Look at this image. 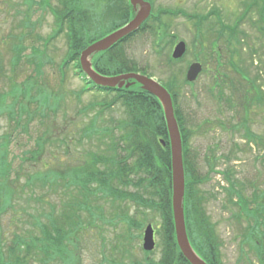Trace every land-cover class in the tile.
I'll list each match as a JSON object with an SVG mask.
<instances>
[{"label":"rangeland","instance_id":"374dc122","mask_svg":"<svg viewBox=\"0 0 264 264\" xmlns=\"http://www.w3.org/2000/svg\"><path fill=\"white\" fill-rule=\"evenodd\" d=\"M149 1L153 4L151 16L159 17L160 23L152 18L147 19L145 28L120 48L123 58L133 65L132 68L149 73L166 88L169 85L179 93L178 114L185 121V126L193 131L190 149L200 174L203 175L207 170L205 157L214 152L218 158L215 170L232 168L234 179L244 188L247 196L257 190L264 191L263 149L255 147L252 141L248 142L244 126L241 125L247 118L246 129L249 133L264 140V51L262 43L255 38L256 27L251 26L253 31L247 30L246 35L243 33L238 38V54L234 57L236 63L230 54L224 63L226 69L222 70L227 77L212 78L210 72L202 70L189 85L184 83L188 65L199 61L202 66L207 67L206 52L203 50L202 54L199 49L200 41L210 39L212 35H201L200 30V36L196 39L194 22H188L180 14L176 17L162 13L167 10H183L204 14L218 6L228 15L225 19L231 21L232 15L229 13L232 8L238 3L241 10L248 0ZM50 2L53 6L57 3L56 0ZM28 6L26 0H0V134H10L6 150L11 162L12 177H17L15 183L19 185V189L23 185L22 192L25 193L0 212V226L6 232L8 240L3 248L12 242V233L25 235L23 229L30 230L32 227L31 218L26 219L25 211L34 214L35 210L49 211L51 205H56L54 211L57 213L60 203L62 209H66L64 204L73 202L78 197L72 189L61 186L58 183L61 180L56 183L53 180L43 186L38 180L28 185L26 180L81 163L86 153L97 147L95 139L87 138L83 130L90 124L106 127L126 117L121 105L103 110L91 107L93 100H99L103 96L94 91L81 93L83 81L75 75L72 65L64 72V77L61 76L57 65L61 63L67 50L64 37L56 38L45 48L41 38L51 33L54 27L53 15L44 5H34L32 9ZM86 7L91 9L92 4L86 3ZM252 20L260 22L257 13ZM159 27L176 37L166 39L165 33L164 36L160 33L161 29H157ZM200 29L203 30V27ZM212 30L211 27L209 31ZM21 35H24L22 42L27 46L26 55L13 68L11 46L19 41L17 37H22ZM180 42H184L186 54L181 63L172 64L173 51ZM38 62L42 66L39 76L35 72ZM234 70L236 71L232 73ZM28 77L36 85L26 98L23 88ZM13 82L15 86L11 85ZM232 84L240 88L233 90ZM250 85L257 88V97L253 95L254 92L249 94L253 89ZM38 88L42 89L41 93ZM246 100L249 105H245ZM13 104L15 110L12 109ZM22 104H26L27 114L20 119L18 108ZM12 110L16 115L13 120L9 115ZM210 178L201 185V189L208 194L203 207L221 241L223 264H260V252L246 240V226L250 224H240L236 217H232L236 208L226 201V181L220 173H213ZM99 204L103 209L99 213L102 216L98 219L90 220L88 215L83 214L86 222L78 241L74 243V256H77L78 264L143 262L144 228L141 230L138 225L129 227L120 217L112 220L114 214L111 215L112 208L109 204L103 201ZM129 216L141 222L133 205L129 208ZM148 218L151 219L148 224L154 228L156 242L151 257L158 260L161 238L156 233V228H159L160 220L156 214L149 215ZM52 264L64 263L55 259Z\"/></svg>","mask_w":264,"mask_h":264},{"label":"trees","instance_id":"16d2710c","mask_svg":"<svg viewBox=\"0 0 264 264\" xmlns=\"http://www.w3.org/2000/svg\"><path fill=\"white\" fill-rule=\"evenodd\" d=\"M26 1L29 3L28 8L44 5L53 15L54 27L51 33L41 38L45 48L56 38L64 37L67 50L61 63L57 65L61 76L64 77V72L66 73L69 65H72L75 75L83 81L80 92L94 91L97 95L103 96L99 100H93L91 107L103 110L121 105L126 117L106 127L90 124L83 130L87 138L95 139L97 147L87 152L81 163L70 165L64 170L32 176L26 180L28 185L38 180L42 186L53 180L55 181L53 183L61 180L58 183L69 190L72 189L78 197L73 202H66L64 204L66 209H62V203L58 204L60 208L57 213L54 211L56 205H51L52 211L35 210L34 214L25 211L26 219L31 218L32 227L30 230L23 229L25 235L12 233L13 240L6 248H3L4 243L8 241L6 232L4 233L0 226V264H52L55 259L61 260L64 264H78L77 256H74V243L78 241L87 215L90 220L102 216L99 214L103 209L100 201L108 203L112 208L111 215L114 214L112 220L114 217H120V220L126 221L129 227L138 225L142 230L151 222L149 215L158 216L160 222L156 233L161 238L160 258L155 260L151 257L152 251L143 250L145 255L143 262L135 264H190L181 254L175 238L171 206L170 148L161 103L150 92L144 91L138 83L128 88L94 84L82 72L79 62L81 52L88 45L123 26L132 18L129 0H56L54 6L51 5V0ZM86 3L92 4L91 9L86 7ZM259 17H262L259 23L252 20L250 25L256 27L255 38L262 43L264 51V15ZM150 18L160 23L159 17ZM144 24L140 31L145 28ZM194 25L196 28L194 36L198 39L201 30L199 21H195ZM157 29H161L162 35L165 33L166 39L172 38L171 34L165 32V28ZM21 36L17 37L19 41L11 46L13 68L26 55L27 46L22 42L24 35ZM134 36H129L109 49L95 54L91 62L96 73L113 76L117 73L139 72L123 58L120 50L124 43ZM254 51L260 55L255 48ZM36 65L35 72L39 76L42 66L40 62ZM29 77L23 88L27 94L26 98L36 85ZM184 83L189 84L186 79ZM11 85L15 86V82ZM167 88L172 95L183 142L185 172L183 210L187 235L193 249L208 264H223L221 241L218 240L213 224L203 207L208 194L201 189V185L208 182L213 173H220L226 181L224 188L226 201L236 208L232 217H236L240 224L243 222L250 224L246 226L248 233L246 240L260 252V264H264V191L257 190L251 196H247L244 188L234 179L232 168H226L224 171L215 170L218 158L214 152L205 157L206 172L203 175L198 172L190 149L193 131L185 126V121L178 114L179 93L169 85ZM234 88L238 87L232 84V89L235 90ZM252 88L249 94L254 92L253 95L257 97L258 93L255 92L257 88ZM38 89L39 92L42 91L41 88ZM245 105H249L248 100ZM12 107L15 110V104ZM26 108V104L18 108L20 119L27 114ZM14 110L9 114L11 120L16 118ZM241 125L244 126L248 142L252 141L255 147L262 148L264 154L262 145L264 140L249 133L246 129L247 118ZM9 138L10 134H0V212L25 194L22 192L23 185L19 189V185L15 183L17 177H12L11 162L6 150ZM160 140L165 142V146ZM131 205L140 215L141 222L129 216Z\"/></svg>","mask_w":264,"mask_h":264},{"label":"water","instance_id":"95a60500","mask_svg":"<svg viewBox=\"0 0 264 264\" xmlns=\"http://www.w3.org/2000/svg\"><path fill=\"white\" fill-rule=\"evenodd\" d=\"M132 7L133 16L128 22L113 32L107 34L101 39L88 45L80 55V64L83 72L87 74L94 83L116 88H128L131 85L138 83L141 88L150 92L155 96L163 109V117L166 124L168 143L170 148V169H171V206L173 213V222L175 230V238L177 246L181 254L190 264H208L204 261L193 249L186 232L185 217L183 210V200L185 193V172L183 166V150L182 139L179 125L175 116L174 106L170 92L153 77L147 75L128 72L117 74L114 76H103L92 68V57L102 51H105L118 43L119 41L127 38L128 36L136 33L142 23L149 17L151 12V5L145 0H129ZM185 52L184 42L176 45L173 51V58L179 59ZM199 63H193L188 70L186 79L190 82L197 78L201 71ZM165 146V142L160 140ZM142 247L145 251H151L155 246L154 230L151 224H147L143 231Z\"/></svg>","mask_w":264,"mask_h":264},{"label":"flooded vegetation","instance_id":"af4514ba","mask_svg":"<svg viewBox=\"0 0 264 264\" xmlns=\"http://www.w3.org/2000/svg\"><path fill=\"white\" fill-rule=\"evenodd\" d=\"M145 1H148L153 8V4L149 0ZM243 5L244 6L241 10L238 3L234 8H232L229 13V15H232L231 21L225 19V17L228 15H226L222 7L218 6H216L214 9H210L208 12L206 11L204 14L189 13L188 11L186 12L183 10H167L162 13H167L176 17L180 14L188 22L197 20L199 21L200 27H203V30L201 29V35L206 34L208 37L212 35V38L203 39L200 41V46L202 49H199L202 51V54L204 53L203 50L206 52L205 59L207 62V67L202 66L201 69L205 72H210L212 78H225L227 76L223 74L224 72H222V70L226 69V65H224V63L227 61L230 54L233 57V62L236 63L234 57L238 54V38L241 37L243 33L247 34V30L248 32L253 31L250 21L253 19V17H256V13L258 19H262V17H259V15H264V0H248L245 1V4ZM211 27L213 30L209 31ZM181 59L175 60L174 62L171 61V63H181ZM188 66L190 67V64ZM236 70H234L232 73H234ZM144 74L151 76L147 72H144Z\"/></svg>","mask_w":264,"mask_h":264}]
</instances>
